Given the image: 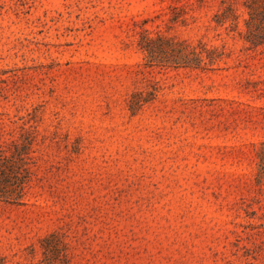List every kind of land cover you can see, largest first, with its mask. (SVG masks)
Masks as SVG:
<instances>
[{
	"label": "rangeland",
	"instance_id": "374dc122",
	"mask_svg": "<svg viewBox=\"0 0 264 264\" xmlns=\"http://www.w3.org/2000/svg\"><path fill=\"white\" fill-rule=\"evenodd\" d=\"M250 4L264 36V0H0V164L28 180L0 202L4 264H264ZM142 28L221 54L146 58Z\"/></svg>",
	"mask_w": 264,
	"mask_h": 264
},
{
	"label": "trees",
	"instance_id": "16d2710c",
	"mask_svg": "<svg viewBox=\"0 0 264 264\" xmlns=\"http://www.w3.org/2000/svg\"><path fill=\"white\" fill-rule=\"evenodd\" d=\"M248 17L244 18V23L247 29L242 31L237 30L244 39L252 46L258 44H264V36L258 32L253 31L250 26V21L255 14L256 8L253 5H248ZM235 26V24H234ZM236 27V26H235ZM237 28V27H236ZM140 37L138 38V46L145 51L146 58L156 60L159 57V61H166V57H169L168 51L172 52V61L175 64L183 66H191L199 69L210 68L217 60V57L221 54L217 47H207L206 43L198 41L192 44L186 40L175 41L173 38L165 37L161 32L156 31L155 36L149 35L148 29L142 28ZM264 35V34H263ZM137 94L133 95L132 100L129 102V108L131 113L134 114L141 106L142 101ZM9 164L4 162L0 164V171H4L3 177L0 178V184L3 185L0 189V202L5 203H22V196L24 195V185L27 183V176H24L23 171L15 172L12 174L8 172ZM0 264H4V258L0 257Z\"/></svg>",
	"mask_w": 264,
	"mask_h": 264
}]
</instances>
